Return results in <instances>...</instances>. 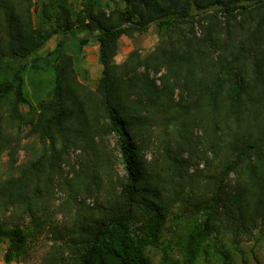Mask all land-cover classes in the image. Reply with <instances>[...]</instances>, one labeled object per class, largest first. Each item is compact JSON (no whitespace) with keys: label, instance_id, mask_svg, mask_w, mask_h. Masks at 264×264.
Here are the masks:
<instances>
[{"label":"trees","instance_id":"obj_1","mask_svg":"<svg viewBox=\"0 0 264 264\" xmlns=\"http://www.w3.org/2000/svg\"><path fill=\"white\" fill-rule=\"evenodd\" d=\"M121 2L75 12L67 0H49L36 24L34 0H0V155L13 154L25 131L41 143L17 173L0 176L4 260L36 264L32 241L52 234L58 245L37 264H150L146 250L160 245L181 206L196 223L182 258L164 248L161 264H195L211 249L219 264H233L218 234L235 243L264 236V0ZM152 25L157 46L117 62L120 37ZM76 29L86 33L82 43H99L95 89L79 79L61 42L36 55L54 33ZM33 55L31 66L51 72L54 83L37 105L24 75ZM153 147L158 156L147 162ZM72 150L78 167L61 182ZM55 180L65 194L58 209L49 204ZM10 208L18 213L4 219Z\"/></svg>","mask_w":264,"mask_h":264},{"label":"rangeland","instance_id":"obj_2","mask_svg":"<svg viewBox=\"0 0 264 264\" xmlns=\"http://www.w3.org/2000/svg\"><path fill=\"white\" fill-rule=\"evenodd\" d=\"M34 1L36 4L33 17L35 23L39 24L43 20L41 15L42 4L49 0ZM67 2L75 12L84 10L87 4L92 5L97 11H109L115 6H123L121 0H67ZM52 27H54L53 23H45V28L51 29ZM195 30L198 34L201 33L199 24H196ZM84 36H86V33L78 29H76L75 33L69 32L68 34H65L62 31L56 32L36 55L48 56L49 52L54 50L58 46V43L61 42V46L65 47L66 50L74 56L79 79L88 87L95 89L98 86L102 73V64L99 60V43L93 36H90L88 42L82 43L80 37ZM159 40V34L154 25L150 26L147 31L136 33L132 37L122 35L119 40V50L116 56V61H123L133 49H139L143 54L150 52L157 46ZM36 55L29 57V66L24 72L26 78V91L32 103L35 105L51 93L54 85L53 74L51 72L41 67L33 68L31 66ZM15 64L17 65L18 62ZM10 71L11 70H9V72ZM22 107L24 110L29 109L28 104H24ZM25 133L26 131L19 135L21 141L19 145H17L13 154L6 151L0 155V176L6 177L9 174L17 173L19 167L32 156V146L36 147L41 145V143H38L39 141L37 140V137L26 136ZM157 154L158 150L155 147L148 150L146 153L147 162L153 161L154 157L158 156ZM68 159L69 162L63 163L64 176L61 177V182L67 177L72 176L73 165L78 167L79 151L72 150ZM112 164L115 171L123 174L124 169L120 160L116 159ZM198 166L202 169L205 168L204 163H201ZM196 167L197 164H193L190 167V170L193 171ZM59 186L60 184L55 180L49 201V204L53 209H58L60 203L65 198V194L61 191ZM84 199L86 205L92 206L94 204L95 198L92 194H87V197ZM17 213L18 210L10 208L4 212V219L5 217L11 219V217L15 216ZM59 217H63L61 213L59 214ZM25 221L28 222V218H26ZM195 223V218H186L183 215L181 206L175 207L169 214L167 222L161 232L160 245L158 247H149L146 250V255L150 264H161L164 248H168L169 253L173 257L181 259V243H183V237L186 236L188 229ZM27 232H29V230H27ZM215 240L218 241L220 246H223L231 253L233 264H264V236L261 234H258L256 238L255 236L243 238L239 243H235L230 234H218ZM57 245L58 243H56L52 234H43L39 239L33 240L30 249V257L32 261L36 264L39 263L41 259L48 255ZM6 246V241L0 242V264H20L16 260L9 263L4 260ZM210 253V255L203 254L200 256L195 264H219L216 252L211 249ZM254 254L257 255L259 261L255 259Z\"/></svg>","mask_w":264,"mask_h":264}]
</instances>
